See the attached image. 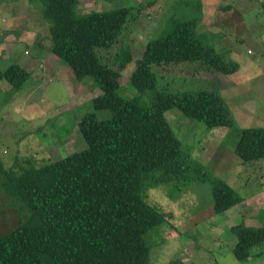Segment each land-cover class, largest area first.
I'll use <instances>...</instances> for the list:
<instances>
[{
  "label": "trees",
  "instance_id": "16d2710c",
  "mask_svg": "<svg viewBox=\"0 0 264 264\" xmlns=\"http://www.w3.org/2000/svg\"><path fill=\"white\" fill-rule=\"evenodd\" d=\"M29 1L41 3L42 16L50 24V53L68 65L77 80L92 79L101 90L92 98V108L108 110L110 117L98 119L93 111L81 116L77 127L85 146L79 151L38 166L26 157L27 166L18 170L7 169L0 160V187L25 210L18 225L0 233V264H147L144 235L166 223L168 215L146 201L145 190L179 179L188 169L164 113L175 107L209 128L234 125L217 91L158 90L152 66L200 62L232 74L238 63L204 45L194 23L175 20L145 42L128 76L136 94L123 98L117 92L118 77L130 60L129 51L115 54L110 66L101 62L96 49H110L139 8L133 6L134 14L123 5L80 14L78 0ZM29 77L18 64L0 70V81L5 80L12 93ZM146 91L150 94L144 103ZM234 154L243 161L264 158V127L242 129ZM212 197L216 213L243 200L222 180L213 181ZM231 230L236 237L232 252L240 261L250 258L252 247L263 245L264 227L239 223Z\"/></svg>",
  "mask_w": 264,
  "mask_h": 264
},
{
  "label": "rangeland",
  "instance_id": "374dc122",
  "mask_svg": "<svg viewBox=\"0 0 264 264\" xmlns=\"http://www.w3.org/2000/svg\"><path fill=\"white\" fill-rule=\"evenodd\" d=\"M120 5L131 7L133 14V6L139 8L137 18L126 24L110 49L96 52L102 63L112 66L115 54L129 51L130 60L118 77L117 92L123 98L136 94L127 84L128 76L145 42L165 32L175 20L194 23L204 45L238 63L232 74L200 62L152 66L158 90L217 91L234 125L209 128L175 107L164 113L188 169L179 179L145 190L146 201L168 215L166 223L144 235L147 264H168L180 257L186 264H264V242L251 248L249 259L234 256L236 237L230 229L239 218L237 223L249 217L245 203L264 210V158L243 161L234 154L242 129L264 127V0H78L77 11L83 14ZM41 8L38 1H0V70L18 64L30 73L17 93L0 81V160L7 169L27 166L26 157L38 166L81 150L85 146L77 127L81 116L93 111L98 119L110 117L108 110L92 108V98L101 93L92 79L77 80L71 68L50 53V24ZM149 94L142 97L144 103ZM215 180L232 187L243 205L216 213ZM255 213L245 223L257 224L260 217ZM24 216L20 202L0 187V233L11 230Z\"/></svg>",
  "mask_w": 264,
  "mask_h": 264
},
{
  "label": "crops",
  "instance_id": "0c3cea01",
  "mask_svg": "<svg viewBox=\"0 0 264 264\" xmlns=\"http://www.w3.org/2000/svg\"><path fill=\"white\" fill-rule=\"evenodd\" d=\"M25 33H27V31L25 32ZM27 52V51H26ZM243 200H242V202H240V203H238V204H236V205H234V206H232L231 208H229L228 210H235V209H238L239 208V206H241V205H243ZM256 206V205H255ZM256 208V209H255ZM228 210H226V211H224V213L225 212H227ZM242 210H244V208H242ZM258 210V211H257ZM256 212V213H255ZM245 215H249V217L248 216H245V220H251V216L252 215H254V213L255 214H257L256 215V217H257V219H259V217H260V219H259V222L256 224V222H254V223H245V221H244V219L242 220V222H240V223H243L245 226H255V227H258V226H263L264 227V210L261 208V207H254V206H250L249 204H246L245 203ZM231 214V213H230ZM229 215V214H228ZM227 215V216H228ZM241 215H243V212H242V214ZM231 217H232V214H231ZM233 218V217H232ZM242 218V217H241ZM241 218H239L238 219V221H236V222H234V224L235 225H237V224H239V223H237V222H239L240 221V219ZM257 219H254V220H257ZM233 224V225H234ZM232 227H230V229H231ZM179 261H181V262H183L184 264H186L185 263V260L183 259V258H179L178 259ZM243 264H249V262H244Z\"/></svg>",
  "mask_w": 264,
  "mask_h": 264
}]
</instances>
